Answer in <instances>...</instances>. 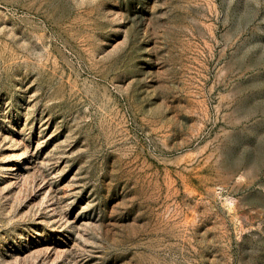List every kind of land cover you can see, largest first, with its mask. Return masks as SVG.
I'll return each instance as SVG.
<instances>
[{
	"label": "rangeland",
	"instance_id": "374dc122",
	"mask_svg": "<svg viewBox=\"0 0 264 264\" xmlns=\"http://www.w3.org/2000/svg\"><path fill=\"white\" fill-rule=\"evenodd\" d=\"M0 264H264V0H0Z\"/></svg>",
	"mask_w": 264,
	"mask_h": 264
}]
</instances>
